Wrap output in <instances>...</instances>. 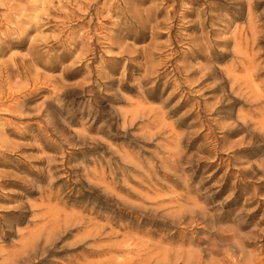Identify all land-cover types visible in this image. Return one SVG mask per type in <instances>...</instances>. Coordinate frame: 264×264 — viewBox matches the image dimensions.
Listing matches in <instances>:
<instances>
[{
	"label": "rangeland",
	"instance_id": "1",
	"mask_svg": "<svg viewBox=\"0 0 264 264\" xmlns=\"http://www.w3.org/2000/svg\"><path fill=\"white\" fill-rule=\"evenodd\" d=\"M0 264H264V0H0Z\"/></svg>",
	"mask_w": 264,
	"mask_h": 264
}]
</instances>
